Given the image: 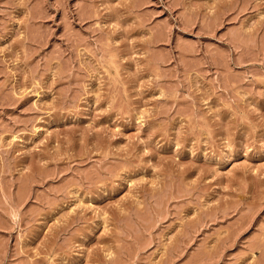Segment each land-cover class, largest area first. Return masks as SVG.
I'll list each match as a JSON object with an SVG mask.
<instances>
[{
    "label": "rangeland",
    "instance_id": "rangeland-1",
    "mask_svg": "<svg viewBox=\"0 0 264 264\" xmlns=\"http://www.w3.org/2000/svg\"><path fill=\"white\" fill-rule=\"evenodd\" d=\"M0 264H264V0H0Z\"/></svg>",
    "mask_w": 264,
    "mask_h": 264
}]
</instances>
